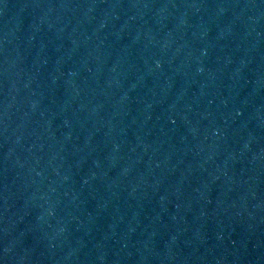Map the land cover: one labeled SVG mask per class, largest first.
<instances>
[{
    "label": "water",
    "instance_id": "95a60500",
    "mask_svg": "<svg viewBox=\"0 0 264 264\" xmlns=\"http://www.w3.org/2000/svg\"><path fill=\"white\" fill-rule=\"evenodd\" d=\"M0 264H264V0H0Z\"/></svg>",
    "mask_w": 264,
    "mask_h": 264
}]
</instances>
